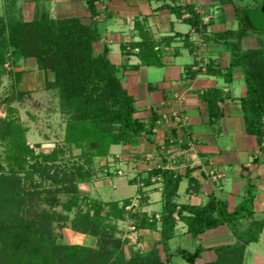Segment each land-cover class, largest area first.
I'll return each mask as SVG.
<instances>
[{
    "label": "trees",
    "instance_id": "16d2710c",
    "mask_svg": "<svg viewBox=\"0 0 264 264\" xmlns=\"http://www.w3.org/2000/svg\"><path fill=\"white\" fill-rule=\"evenodd\" d=\"M221 2L234 4L239 26L212 35L203 33V39L205 43L227 46L231 53L228 76L236 68L243 71L247 93L241 98V105L246 128L263 144L264 25L256 17L264 0ZM186 10L190 13L188 22L203 32L207 24H203L201 15L192 5ZM177 12L180 15L181 9ZM99 38L95 24L85 25L77 17L55 19L40 15L30 21L0 17V80L8 73L15 88L22 76L16 68L22 60L34 57L40 69L53 73L54 78L46 87L58 89L62 111L68 115L66 144H56L50 152H36L28 143V129L21 123L17 109L9 107L7 115L0 117V146L9 164L8 170L0 165V264H172L174 254L196 264L203 246L178 247L174 251L169 246L177 230L176 214L195 239L220 225L233 228L234 243L215 247L216 259L204 264H245L248 247L259 241L264 230V218L255 216L251 184L234 211H229L227 203L213 194L201 206L180 204L176 197L181 176L163 167L150 166L151 176L145 184L151 183L152 176H162L164 185L163 207L158 215L135 208L146 201L141 190L136 205L129 197L90 200L86 210L81 208L79 183L92 179L94 159L109 156L112 145H136L140 137L150 135L153 127L135 116L134 97L121 81L120 67L110 60L106 47L101 52L95 49ZM199 47H194L196 56ZM138 50L143 64H161L158 43L148 33L143 34ZM201 69L212 74L220 72L214 60ZM19 94L24 96L21 91ZM72 145L80 148L81 153L69 159V164L63 154ZM36 174L40 180L35 179ZM107 174L115 176L117 171L108 168ZM47 179L55 188L44 184ZM58 193L67 195V200L63 201ZM42 203L50 205V209L42 208ZM58 204L67 211L76 208L75 215L57 212L54 206ZM128 218L132 219L134 229L160 232L158 244L163 245L165 260L157 247L143 251L129 238L117 235L118 222ZM56 220L70 221L73 230L96 237L97 246L57 242L53 229Z\"/></svg>",
    "mask_w": 264,
    "mask_h": 264
},
{
    "label": "crops",
    "instance_id": "0c3cea01",
    "mask_svg": "<svg viewBox=\"0 0 264 264\" xmlns=\"http://www.w3.org/2000/svg\"><path fill=\"white\" fill-rule=\"evenodd\" d=\"M189 5L201 15L203 24H207L203 32L188 22ZM40 15L55 19L77 17L85 25L97 26L100 38L95 42L96 51L108 49L110 60L120 67L124 87L134 97L135 116L153 126L150 135L141 139V148L134 145L136 149H130L133 156L130 169L142 176L143 181L151 170L144 159L145 150L161 154L166 163L162 147L170 146L171 139L182 146L192 143L200 164L180 167L181 159H177L173 168H166L175 176H181L176 200L180 204L201 206L213 194L227 203L229 211H234L251 184L255 216L264 218V143L246 128L241 105V98L247 93L243 71L236 68L231 76L226 74L231 53L224 43H204L203 50L197 49V56L194 51L204 40L203 33L212 35L238 28L239 22L236 27L232 25L233 21H238L233 3L221 0H0V17L5 19L15 17L30 21ZM145 33L158 43L161 64H143L138 55V43ZM211 60L220 72L212 74L201 69ZM22 63L24 67H31L29 70L39 69L34 57ZM26 78L24 74L23 79ZM44 80H47L46 73ZM175 112L181 115V121H175ZM116 146L119 147H112ZM210 165L225 172V177L212 180L205 172ZM161 177L152 176L151 180L162 181ZM156 185H161L162 192L151 195L152 203L147 204L151 208L146 205L150 215H158L163 207L164 185L163 182ZM176 217L177 230L172 240L183 234L193 246L186 224L177 214ZM154 232L161 235L158 230ZM193 240L195 247L198 244L204 247L197 259V264H204L216 259L215 247L234 243L235 235L233 228L224 224ZM251 246L247 251L252 252ZM178 247L181 246L172 248ZM259 256L253 252V259Z\"/></svg>",
    "mask_w": 264,
    "mask_h": 264
},
{
    "label": "rangeland",
    "instance_id": "374dc122",
    "mask_svg": "<svg viewBox=\"0 0 264 264\" xmlns=\"http://www.w3.org/2000/svg\"><path fill=\"white\" fill-rule=\"evenodd\" d=\"M232 25L235 27L238 26V21H233ZM23 67L24 65L21 62L20 66L16 68L17 71L22 72V76L21 80L16 82L15 88L12 87L13 78H11L8 73H5L8 75L4 74L0 80V117H5L7 115L9 107L17 109V115L20 118L21 123L28 129L26 134L27 141L32 147H34L36 152H50L56 144L65 146L66 143H64V138L66 134V121L68 115L62 111L58 89L54 88L50 90L46 87V83L54 78L53 73L45 71L42 68L32 71L29 70L31 67H28V65L25 66L26 68L24 67L25 69ZM44 73L47 75L46 82L44 80ZM24 74L27 77L26 79H23ZM20 91L24 93L23 97L19 96ZM141 139L144 140L140 137L138 139V143L136 144L138 149L141 148ZM174 144L175 146L173 147L175 150L179 149V147H185L181 144H176V141ZM112 146L111 151L113 152H111L109 156L94 159L93 165H91L92 179L87 182L79 183L81 190L80 199L82 202L81 208L86 210V202L88 201L90 203V200H122L129 197L133 198L134 204L136 205V203H138L141 199L140 198L138 201V197L142 194L140 192L141 190L146 197V201L143 203V206H135V208L140 211H146L148 206L147 204L149 202L152 203L151 195L162 192V189H159L161 185H156L157 182L160 183L162 181L159 179L153 181L151 180V183L146 185L142 176H138L136 171L134 172L130 169L131 158H133L131 155L132 150L136 149L134 145L120 144L119 147ZM71 148L72 149L66 148V153L63 154L65 161L69 162V164L71 163L69 159H75L81 153L80 148H76L73 145ZM130 149L132 150L130 151ZM146 152H148V150L144 151L145 162L148 160L149 154H151H146ZM116 155H120L121 157ZM139 156L142 157L140 154ZM157 157L159 158V156ZM83 161L84 159H82V162ZM147 163L152 167V165H155L156 159L149 160ZM0 165L5 167V170H8L9 168L7 156L4 148L1 146ZM108 168L110 171H117V174L115 176L108 175ZM132 169L136 170L135 168ZM35 179L40 180L41 178L38 174H36ZM44 184H46L48 188H55L54 185L50 184L49 179H47ZM154 185L157 187L154 188ZM58 196H60L63 201L67 200V195L58 193ZM148 198H150L149 201ZM41 205L42 208L46 207L47 209H50V205L48 204L42 203ZM54 208L57 212L62 211L64 213H68L71 217L75 215L77 210L74 208L71 211H67L63 209L60 204L55 205ZM128 208L130 207L128 206ZM150 208L151 207L148 209ZM118 226V236L129 238L130 242L134 243L137 248L139 247L143 251L157 247L159 256L165 260L166 255L163 245L158 244L161 235L151 229H134V224L131 218L120 220L118 222ZM53 229L56 235V240L59 243L97 246L96 237L73 230L70 221L64 223L56 220L53 222ZM171 240L169 241V246L173 251V248H176L177 246L184 248H190L189 246L192 248L195 247L193 238H191L193 241L192 246L188 244V240L183 234H180L178 238L173 239L172 241ZM181 240H184L186 243H183ZM251 247L252 252L249 250L246 253L245 264H264V230L260 235V240L257 243H253ZM125 249L127 255L129 256L128 244L125 246ZM253 252L254 254H259L260 256L253 259ZM171 260L172 264H189L177 254H174V256L171 257Z\"/></svg>",
    "mask_w": 264,
    "mask_h": 264
},
{
    "label": "built area",
    "instance_id": "2783aa9c",
    "mask_svg": "<svg viewBox=\"0 0 264 264\" xmlns=\"http://www.w3.org/2000/svg\"><path fill=\"white\" fill-rule=\"evenodd\" d=\"M204 43H205L204 40H201L199 42V46L201 47L202 50H203V46L205 45ZM173 114H174L173 116H174L175 121L178 122L182 120V117L180 114H177L176 112ZM166 118L169 119V117H166ZM174 142L175 141L171 139L170 146L162 147V151L165 152L166 154V158L164 157L165 160H167L166 163L164 162V159H162V155L161 154L158 155L156 153L149 154L148 160H146V162L147 161L149 162V160L156 159L155 165H152V166H158V167H163V168H173L172 164L174 165L173 162L177 159H181L179 163L180 167H187L188 165L195 167L198 164H200L198 151L194 144L189 143L187 146L179 147V149L175 150V148L173 147L175 146ZM157 156H159V158ZM205 172L214 181H219L220 179H223L225 177V172L219 170L216 167H212L211 165L208 168H205Z\"/></svg>",
    "mask_w": 264,
    "mask_h": 264
},
{
    "label": "water",
    "instance_id": "95a60500",
    "mask_svg": "<svg viewBox=\"0 0 264 264\" xmlns=\"http://www.w3.org/2000/svg\"><path fill=\"white\" fill-rule=\"evenodd\" d=\"M256 18H258V20L264 25V2L262 4L260 11L258 12Z\"/></svg>",
    "mask_w": 264,
    "mask_h": 264
}]
</instances>
